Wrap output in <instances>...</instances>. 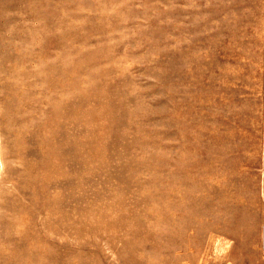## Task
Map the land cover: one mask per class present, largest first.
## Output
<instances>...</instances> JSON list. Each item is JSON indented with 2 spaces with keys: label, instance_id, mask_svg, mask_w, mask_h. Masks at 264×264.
I'll list each match as a JSON object with an SVG mask.
<instances>
[{
  "label": "rangeland",
  "instance_id": "obj_1",
  "mask_svg": "<svg viewBox=\"0 0 264 264\" xmlns=\"http://www.w3.org/2000/svg\"><path fill=\"white\" fill-rule=\"evenodd\" d=\"M0 264H264V0H0Z\"/></svg>",
  "mask_w": 264,
  "mask_h": 264
}]
</instances>
